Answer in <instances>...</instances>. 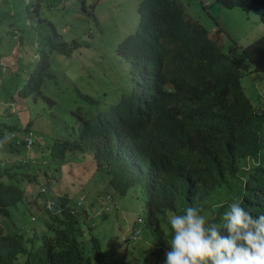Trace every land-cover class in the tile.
<instances>
[{"label": "clouds", "instance_id": "clouds-1", "mask_svg": "<svg viewBox=\"0 0 264 264\" xmlns=\"http://www.w3.org/2000/svg\"><path fill=\"white\" fill-rule=\"evenodd\" d=\"M22 1L0 22V264H264V0ZM186 81L189 126L135 139Z\"/></svg>", "mask_w": 264, "mask_h": 264}, {"label": "trees", "instance_id": "trees-1", "mask_svg": "<svg viewBox=\"0 0 264 264\" xmlns=\"http://www.w3.org/2000/svg\"><path fill=\"white\" fill-rule=\"evenodd\" d=\"M0 1V22L4 21L5 19L13 20L14 18L18 17L19 15L24 12L27 8V4L23 3L22 0H7L5 3V9H2ZM188 85L189 81L184 83V89L181 91L180 96H175L169 98L168 100V107L164 110H161L157 104H154L151 109L147 112L148 118H153L154 114L158 111L160 118L155 121H147L144 124H139L136 127V132L134 133V138L138 141H151V133L153 129L158 128V125L162 120L171 124V125H178L183 128H187L191 121L185 115L184 110H186L187 102L184 97H187L188 94ZM161 200H155L154 203H159ZM168 208L172 215H180L184 213V210L187 208L181 204H175L167 202ZM216 211V220L219 218L220 211ZM215 222V221H213Z\"/></svg>", "mask_w": 264, "mask_h": 264}, {"label": "rangeland", "instance_id": "rangeland-1", "mask_svg": "<svg viewBox=\"0 0 264 264\" xmlns=\"http://www.w3.org/2000/svg\"><path fill=\"white\" fill-rule=\"evenodd\" d=\"M104 6H105V4H103V5L99 6V7H100V8H104Z\"/></svg>", "mask_w": 264, "mask_h": 264}]
</instances>
